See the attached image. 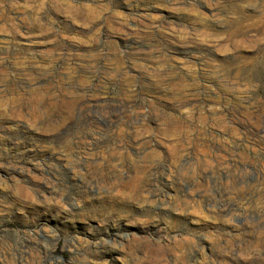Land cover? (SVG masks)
I'll use <instances>...</instances> for the list:
<instances>
[{"label":"clouds","instance_id":"9594fccd","mask_svg":"<svg viewBox=\"0 0 264 264\" xmlns=\"http://www.w3.org/2000/svg\"><path fill=\"white\" fill-rule=\"evenodd\" d=\"M0 264H264V0H0Z\"/></svg>","mask_w":264,"mask_h":264}]
</instances>
